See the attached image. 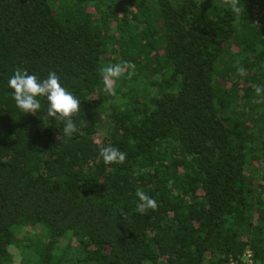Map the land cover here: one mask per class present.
Here are the masks:
<instances>
[{
	"label": "trees",
	"instance_id": "trees-1",
	"mask_svg": "<svg viewBox=\"0 0 264 264\" xmlns=\"http://www.w3.org/2000/svg\"><path fill=\"white\" fill-rule=\"evenodd\" d=\"M242 3L0 0V264H264V22ZM123 61L110 97L101 69ZM17 69L60 76L76 133L42 97L17 108Z\"/></svg>",
	"mask_w": 264,
	"mask_h": 264
},
{
	"label": "clouds",
	"instance_id": "clouds-1",
	"mask_svg": "<svg viewBox=\"0 0 264 264\" xmlns=\"http://www.w3.org/2000/svg\"><path fill=\"white\" fill-rule=\"evenodd\" d=\"M221 4L229 8L235 16H241L246 11L242 0H221ZM236 67L239 76L246 75V70L239 63ZM134 69L135 65L128 61L110 64L101 69L102 81L110 97L116 96V81L124 76L126 71ZM128 74L132 73L129 71ZM7 86L12 90V98L21 111L36 114L41 107L38 97H42L47 101V115L63 124L64 136L71 137L78 131L73 118L79 113L81 102L62 86L61 78L55 71L40 79L35 74H29L27 70L17 69L9 78ZM254 91L257 97L254 102H264V86H257ZM123 110L121 108V111ZM99 154L106 165L123 164L127 158L125 152L111 145L101 146ZM171 183L170 181V186ZM136 195L139 199L137 208L141 214L149 209L156 210V201L142 190H138Z\"/></svg>",
	"mask_w": 264,
	"mask_h": 264
},
{
	"label": "built area",
	"instance_id": "built-area-1",
	"mask_svg": "<svg viewBox=\"0 0 264 264\" xmlns=\"http://www.w3.org/2000/svg\"><path fill=\"white\" fill-rule=\"evenodd\" d=\"M250 14L253 18V24L260 26L264 22V0H250ZM264 37V36H263ZM230 264H255L253 255L249 249H246L238 259L230 258Z\"/></svg>",
	"mask_w": 264,
	"mask_h": 264
}]
</instances>
